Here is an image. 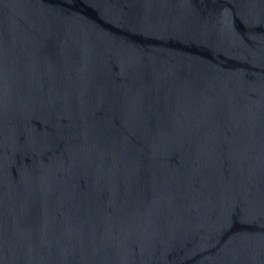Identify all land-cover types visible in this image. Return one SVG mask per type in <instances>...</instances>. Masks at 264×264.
<instances>
[{
    "label": "water",
    "instance_id": "water-1",
    "mask_svg": "<svg viewBox=\"0 0 264 264\" xmlns=\"http://www.w3.org/2000/svg\"><path fill=\"white\" fill-rule=\"evenodd\" d=\"M0 264H264V0H0Z\"/></svg>",
    "mask_w": 264,
    "mask_h": 264
}]
</instances>
